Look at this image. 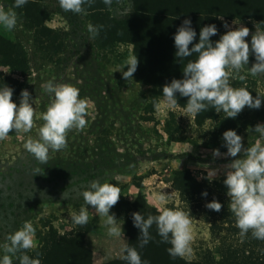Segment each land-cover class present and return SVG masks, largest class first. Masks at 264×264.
Segmentation results:
<instances>
[{"label": "rangeland", "instance_id": "rangeland-1", "mask_svg": "<svg viewBox=\"0 0 264 264\" xmlns=\"http://www.w3.org/2000/svg\"><path fill=\"white\" fill-rule=\"evenodd\" d=\"M0 2L11 7L8 0ZM40 5L49 16L44 25L61 32L63 49L59 53L37 49L32 33L18 13L15 29L10 32L0 29V36L18 42L24 48L29 63L28 75L22 77L15 73L12 77L24 85L21 91L30 93L37 113L35 127L30 133L10 131L8 137L0 140V242L6 234L30 220L37 230L38 247L25 251L33 258L37 252H42L44 242L52 232L61 236L79 229L80 225L71 221V214L78 212L84 204L81 192L93 180H108L118 185L122 188L120 193L130 200L139 191L136 185H141L149 206L156 208L154 195L164 193L168 197L167 207L182 208L178 194L169 182L173 171L189 169L198 180L209 181L207 171L216 169L217 174L211 181L217 180L225 176V165L241 155L213 156L214 149H219L222 154L227 151L222 137L213 136V122L206 121L203 126H197L195 116L183 111L184 107L167 109L162 97L154 102L151 85L147 82L134 77L126 80L120 71L113 72L133 54L132 45L118 44L115 50L118 60L109 55L104 59L103 52L96 46V37L90 38L87 30L90 22L87 12L65 11L59 0H41ZM129 11L130 5L124 0L114 13ZM240 25L249 28L245 40L250 46L246 68H250L256 62L251 52V36L256 30H264L263 16L218 17L214 41ZM0 71L6 73L8 68L0 67ZM240 74L246 79L230 77L234 88L245 87L253 97H264V76L254 77L245 70ZM49 80L77 86L80 97H87L94 103L86 117V126L68 130L67 146L59 151L50 149L47 162L41 163L25 150L22 137H36L44 123L40 113L50 102V94L44 90V84ZM21 91L13 100L17 105ZM238 115L234 130L242 137L243 147H250L259 134L248 129L258 123L264 124V98L260 108L245 106ZM88 208L87 224H92V230L85 235V246L91 252L92 264H128L121 259L120 251L125 243L128 244L127 225L119 221L123 223L124 240L110 237L105 218L91 206ZM192 228L193 256L186 259H194L205 248L215 252L216 243L211 239L207 225L193 220ZM13 264H19V260L14 259Z\"/></svg>", "mask_w": 264, "mask_h": 264}, {"label": "clouds", "instance_id": "clouds-1", "mask_svg": "<svg viewBox=\"0 0 264 264\" xmlns=\"http://www.w3.org/2000/svg\"><path fill=\"white\" fill-rule=\"evenodd\" d=\"M27 2L28 0H14L12 7H6L0 2V29L9 32L15 29L18 23L15 9L22 8ZM93 2L94 0H59L63 10L79 14H86L84 5ZM103 3L111 6L113 0H103ZM191 23L190 19L183 20L173 36L175 57L183 61L193 53L197 56L196 59L187 61L181 79H172L162 87L164 106L173 110L180 107L176 95L179 93L180 97L188 98L183 111L193 116L206 110L209 105L216 112L223 111L227 118H235L245 106L249 109L260 108L264 97H253L245 87L234 88L230 77L245 80L246 76L240 74L241 70L254 77L264 76V30H256L251 36V52L256 62L246 68L250 52L249 43L245 40L249 36L248 27L240 25L229 29L217 41H211L210 37L215 36L218 30L215 24H208L200 28L199 40L193 44L197 33ZM102 28L103 25L89 22L87 30L90 38L97 37ZM189 45H192L191 48ZM138 63L137 55L132 54L113 72L120 71L129 80L136 72ZM44 90L50 94L46 110L40 113L44 123L39 127L36 137H22L25 150L41 163L47 162L50 149L59 151L67 146L68 130L83 129L86 126V117L94 103L87 97L81 98L79 88L70 83L49 80L44 84ZM12 94L11 87L4 85L0 88V140L8 137L10 131L27 134L35 127L34 117L37 113L30 93L27 90L21 91L19 105L12 101ZM248 130L259 134L250 147H243L242 137L234 129H229L222 133L223 146L227 151L222 154L219 149L213 150V156L217 157H237L238 153L241 154L240 158L225 165L227 171L223 180L241 241L249 231L253 238L264 240V124L258 123ZM216 174V169H209L206 178L211 181ZM61 195L63 197V193ZM81 195L84 204L78 212H72L71 221L76 225L87 224L90 216L88 206H91L105 218L108 235L124 240L123 223L119 222L115 213H110V209L120 198L119 186L108 180L102 182L97 179L91 181ZM202 195L206 196L207 193ZM167 199L164 193L154 195L158 215L149 213L145 218L140 211L131 214L133 225L140 233L139 247L142 248L152 239L149 229L155 224L162 241L171 245L166 251L172 258H191L194 239L192 215L182 208L167 207ZM206 206L217 212L222 207L215 199ZM36 231L34 224L26 220L17 230L6 234L4 241L0 242V264H13L14 259H18L19 264H41L39 252L33 258L25 251L38 247ZM120 251L121 259L128 264H149V261L142 260L135 246L125 243ZM259 251L264 253V249Z\"/></svg>", "mask_w": 264, "mask_h": 264}, {"label": "trees", "instance_id": "trees-1", "mask_svg": "<svg viewBox=\"0 0 264 264\" xmlns=\"http://www.w3.org/2000/svg\"><path fill=\"white\" fill-rule=\"evenodd\" d=\"M122 1L124 0H113L111 6H106L103 0H94L90 5L86 3L84 8L93 25H103L96 37V46L103 52L104 59L109 55L118 60L115 57L118 44L133 46V54L137 55L139 61L133 77L151 85L154 102L163 96L162 87L165 84L183 77L187 61L196 59L195 53L183 61L175 57L173 36L183 20L190 19L192 22L191 27L197 33L194 44L199 40L200 28L208 24L216 25L220 16L264 17V0H126L130 11L126 14L114 13ZM8 2L11 7L14 5V0ZM40 2L41 0H28L22 8L15 11L32 33L33 44L37 49L46 53H59L63 49L61 32L44 25L49 16ZM215 37H210V40L214 41ZM191 46L189 45L190 48ZM28 66L24 48L16 41L0 36V67L8 68L6 73L0 71V88L7 85L13 89L12 101L24 86L12 75L16 73L22 77L27 76ZM176 95L180 107H184L188 98L180 97L179 93ZM238 119L239 115L227 118L224 112H216L211 105L195 115L197 126H203L206 121L213 122L215 138L222 137L226 130L234 129ZM224 178L225 176L217 180L201 181L189 169L175 170L169 178L182 209L190 211L193 220L204 222L211 239L216 243L215 252L209 248L201 249L192 260L172 258L166 251L171 245L162 241L155 224L149 229L152 239L142 248L139 247L140 233L133 225L131 214L140 211L145 218L149 213L159 214L156 208L148 205L141 185H136L139 191L133 196V200L121 192L110 213H115L116 218L127 225L128 245L137 247L142 260L149 261V264H264V253L259 251L264 249V240L253 238L250 231L243 241L238 235L240 230L229 208ZM205 192L207 195H202ZM214 199L222 205L219 212L206 206ZM90 230L92 224L80 225L78 230L61 236L52 232L40 253L41 264H92L91 252L85 246V235Z\"/></svg>", "mask_w": 264, "mask_h": 264}]
</instances>
